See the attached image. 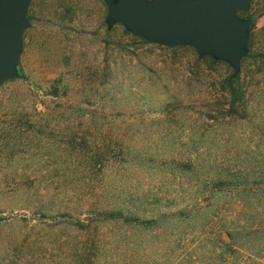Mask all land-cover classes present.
I'll use <instances>...</instances> for the list:
<instances>
[{"label":"rangeland","instance_id":"1","mask_svg":"<svg viewBox=\"0 0 264 264\" xmlns=\"http://www.w3.org/2000/svg\"><path fill=\"white\" fill-rule=\"evenodd\" d=\"M242 14L255 25L233 109L226 62L108 29L104 0H32L23 77L0 86V264H264V233L225 251L214 228L181 229L178 242L169 225L94 216L86 230L65 215L196 202L206 219L264 223V0Z\"/></svg>","mask_w":264,"mask_h":264},{"label":"water","instance_id":"2","mask_svg":"<svg viewBox=\"0 0 264 264\" xmlns=\"http://www.w3.org/2000/svg\"><path fill=\"white\" fill-rule=\"evenodd\" d=\"M108 29L121 24L134 36L167 47L190 46L200 58L226 62L232 77L250 52L253 0H104ZM32 0H0V86L23 77L24 34Z\"/></svg>","mask_w":264,"mask_h":264},{"label":"trees","instance_id":"3","mask_svg":"<svg viewBox=\"0 0 264 264\" xmlns=\"http://www.w3.org/2000/svg\"><path fill=\"white\" fill-rule=\"evenodd\" d=\"M243 12H241L242 14ZM142 39V38H140ZM143 40V39H142ZM144 42H147L143 40ZM250 57V56H247ZM245 57L244 59H246ZM205 59H209L214 63H221V61L215 60L209 56H205ZM243 59V61H244ZM221 87L226 91L230 97L231 108L235 109L239 105L243 104L246 99L247 90L241 80V73L236 77H232V74L225 77L221 81ZM227 193L234 195L240 194L245 191V188H241L238 184H230L227 182ZM259 195L264 199V188H258L255 195ZM259 199V198H258ZM259 201V200H258ZM259 208V205H256ZM244 208V206H241ZM88 218H81L74 216L69 212H65V215L70 217L69 219L74 222L78 229H91L93 224V217L97 216L96 222L101 224L106 222H115L126 225L128 229L133 231H144V230H163L167 225L175 227L178 231H175V238L178 242L184 239V235L189 232H179L181 229L187 227H200L201 229H216L217 233L220 234L221 242L224 244L225 251L227 249L240 251L241 246L237 243V239L242 237L244 231L248 234H259L264 233V223L260 220L257 224H246L243 225L240 222H236V219L221 217L220 221L216 219H206V210L203 206L198 203H185L177 204L174 208H168L167 210H159L152 214V216H146V212L141 209V205L134 206H105L99 207L94 212H87ZM264 215V210L259 213ZM92 215V217H91ZM72 217V218H71ZM75 220H74V219ZM210 220V221H209ZM205 233V232H204ZM222 235L224 237H222ZM230 239V240H227ZM185 257H181L177 264H183Z\"/></svg>","mask_w":264,"mask_h":264}]
</instances>
